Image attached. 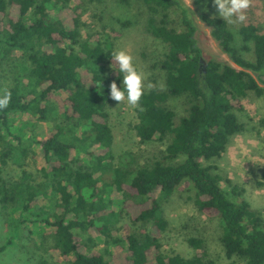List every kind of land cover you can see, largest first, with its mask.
Masks as SVG:
<instances>
[{"label":"trees","instance_id":"obj_1","mask_svg":"<svg viewBox=\"0 0 264 264\" xmlns=\"http://www.w3.org/2000/svg\"><path fill=\"white\" fill-rule=\"evenodd\" d=\"M72 1L78 4L69 11ZM84 1L0 0V72L9 79L0 94L11 93L7 108L0 110V205L5 212H19L11 226L43 225L42 239L52 240L45 250L52 262L39 264H216L199 239H188L194 250L189 258L162 252L168 222L160 202L185 188L193 192L198 212L220 219L228 260L264 264L262 217L246 201L229 200L220 178L203 165L220 158L230 138L243 131L242 100L253 94L264 101V32L255 24L242 25L239 50L232 46L225 20L199 13L233 67L204 58L197 26L182 0H141L154 15L147 32L165 47L158 63L164 83L152 82L144 91L134 131L141 143L166 146L143 164L126 155L115 165L109 91L114 80L120 86L122 76L108 43L98 35L81 38ZM192 1L199 6L205 0ZM173 11L179 13L180 27L170 20ZM60 93L67 96L61 99ZM180 98L187 104L182 116L168 107ZM38 122L53 124L46 137L36 134ZM258 124L264 131V113ZM10 165L20 170L14 179L5 177ZM111 189L122 196L119 212L105 200ZM40 199L49 205H40ZM121 217L130 223L123 226V238L114 231ZM99 238L103 252L95 250Z\"/></svg>","mask_w":264,"mask_h":264},{"label":"rangeland","instance_id":"obj_2","mask_svg":"<svg viewBox=\"0 0 264 264\" xmlns=\"http://www.w3.org/2000/svg\"><path fill=\"white\" fill-rule=\"evenodd\" d=\"M182 1L189 8L191 18L197 26L196 39L204 58H216L237 67L230 57L220 50L210 34V29L199 18V13L202 12L221 18L212 0H205L199 6H196L192 0ZM77 4V1H72L68 5L69 11L73 10ZM81 10L80 34L82 39L98 35L102 42L111 46L112 50H130L134 63L144 74V91L152 82L163 87L164 75L158 69V63L164 58L165 47L152 39L147 32V21L154 15L141 0H86ZM65 12H63L65 15H71L68 11ZM245 12L246 19L243 22L235 18L232 22L225 20L233 34L232 46L239 50L243 45L239 32L242 25L255 24L264 32V0H250V6ZM170 20L174 27H180L178 12H171ZM240 53L245 56V53ZM3 77H7V73L1 76L0 72V85L7 84L9 81V79L4 80ZM58 96L64 99L67 95L60 93ZM185 101L183 98L170 100L168 107L182 116L187 108ZM242 105L243 113L239 115V118L244 124L243 131L230 138L226 151L220 158L209 162L203 161V165L209 166L211 172L220 178L219 185L229 200L234 203L246 201L253 211L260 214L264 229V131L259 128L258 124L264 113V101L262 98L249 94L242 100ZM136 107L128 105L126 101L119 104L110 99L108 122L114 137L112 152L115 165L118 164L120 158L125 162L126 155L134 157L137 163L143 164L147 160L159 157L165 149V142L152 144L140 142L134 131V126L138 122ZM14 118L25 120L21 116ZM52 128L53 124L50 122H38L35 132L41 137H46ZM80 132V129L77 130L79 135ZM35 149L38 151L39 147ZM79 158L84 163L88 162V157L83 154ZM39 165L44 166L45 164L40 162ZM34 166L31 163L28 170L32 172ZM8 170L10 175L8 173L5 175L7 179L16 178L20 172L13 165H10ZM154 196L158 198L159 193H155ZM192 197L193 192L182 188L171 198L160 202L162 216L168 222L167 231L161 237L163 254L191 257L194 250L188 244V239L194 238L202 241L209 258L216 264H243L237 259L228 260L226 258L220 242L222 234L220 219L214 215L207 216L198 212ZM105 200L110 202V208L115 212L122 209V196L115 189L105 194ZM39 202L43 206L49 205L45 199H40ZM8 216L12 220H7ZM19 219V212H5L0 205V247L7 245V248L0 253V264H39L41 259L52 262L51 257L45 252L52 246V240L50 237L42 239L45 233L43 225H34L31 222V224L26 223L17 228L11 226ZM129 224L127 217L116 219L115 236L123 238L125 233L123 226ZM82 237L85 239L86 235L83 234ZM96 243L95 250L103 252L106 248L103 240L99 238ZM115 254L117 255L116 251ZM107 258L110 259L109 256Z\"/></svg>","mask_w":264,"mask_h":264},{"label":"clouds","instance_id":"obj_3","mask_svg":"<svg viewBox=\"0 0 264 264\" xmlns=\"http://www.w3.org/2000/svg\"><path fill=\"white\" fill-rule=\"evenodd\" d=\"M216 10L223 20L232 22V19L243 22L246 19L245 10L250 6V0H212ZM111 60L118 64V71L122 76L120 86L114 80L110 84V99L119 102L126 101L128 105L137 106L144 94V74L134 63V57L128 49H116L111 52ZM116 72V67L110 64ZM11 93L5 90L0 94V110L7 108Z\"/></svg>","mask_w":264,"mask_h":264}]
</instances>
